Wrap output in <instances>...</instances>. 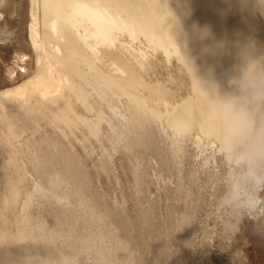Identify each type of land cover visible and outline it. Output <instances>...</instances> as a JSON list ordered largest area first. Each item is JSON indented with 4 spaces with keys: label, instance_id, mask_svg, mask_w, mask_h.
<instances>
[{
    "label": "bare ground",
    "instance_id": "obj_1",
    "mask_svg": "<svg viewBox=\"0 0 264 264\" xmlns=\"http://www.w3.org/2000/svg\"><path fill=\"white\" fill-rule=\"evenodd\" d=\"M28 1L27 32L36 56L35 71L22 83L0 90V264L4 263L3 253L15 250L19 230L16 224L10 225L7 216L23 190L21 181L10 176L3 158L4 144L16 137L12 111L29 112L45 106L53 123L72 128L79 120L97 136L102 122L109 128L114 126L101 112L109 97H117L127 111L134 104L155 116L161 115V107L162 117L183 131L192 125L201 129L210 141L204 146L197 142V148L208 149L202 151L201 158L205 171L213 170L211 159L216 160V154H228L222 156L225 163L221 157L219 160L227 165L225 171L220 168L226 175L221 174L218 183L206 182L204 193L211 192L205 195L210 199L205 208L207 220L220 219L216 226L220 243L225 244L222 256L229 261L219 255L218 259L209 258L238 264L240 260L231 250L244 233L241 225L249 218L258 224L264 208V202L251 213L241 207L252 197L264 198V184L253 180V173L264 178V159L251 161L226 146L221 103L236 93L241 48L255 42L258 51L264 52V0ZM23 3L0 0L1 44L17 41ZM161 73L174 85L190 90L191 97L171 103L158 80ZM73 101L83 115L75 112ZM262 118L264 112L257 113V121ZM258 244L264 257L260 237ZM209 258L204 256L202 263Z\"/></svg>",
    "mask_w": 264,
    "mask_h": 264
},
{
    "label": "rangeland",
    "instance_id": "obj_2",
    "mask_svg": "<svg viewBox=\"0 0 264 264\" xmlns=\"http://www.w3.org/2000/svg\"><path fill=\"white\" fill-rule=\"evenodd\" d=\"M28 11L24 0L17 41L0 43V90L35 71ZM158 77L171 103L191 97L163 73ZM158 110L161 115L154 116L132 104L127 111L117 97H109L101 112L114 126L102 122L100 133L92 136L79 120L72 128L53 123L48 107L14 109L16 137L4 144L3 158L23 190L7 213L19 237L15 250L4 251L3 264H227L209 258L229 261L222 256L220 219L207 220L205 195L211 192L204 190L206 182L218 183L226 175L222 156L228 154L210 158L213 170L205 171L201 158L208 149L197 148V142L210 145L208 136L195 125L181 130ZM241 228L232 255L238 264H264L258 246L259 237L264 241V208L258 224L249 218ZM11 242L8 238L10 247Z\"/></svg>",
    "mask_w": 264,
    "mask_h": 264
},
{
    "label": "clouds",
    "instance_id": "obj_3",
    "mask_svg": "<svg viewBox=\"0 0 264 264\" xmlns=\"http://www.w3.org/2000/svg\"><path fill=\"white\" fill-rule=\"evenodd\" d=\"M241 60L235 80L236 93L227 95L221 103L226 125L224 142L233 151L251 161L264 159V118L257 121V113L264 112V52L249 42L239 52ZM255 183L264 178L253 173ZM264 198L252 197L242 204L246 212H254Z\"/></svg>",
    "mask_w": 264,
    "mask_h": 264
}]
</instances>
